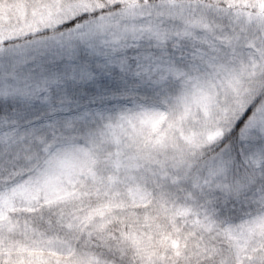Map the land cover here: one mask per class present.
<instances>
[{"label": "snow or ice", "instance_id": "snow-or-ice-1", "mask_svg": "<svg viewBox=\"0 0 264 264\" xmlns=\"http://www.w3.org/2000/svg\"><path fill=\"white\" fill-rule=\"evenodd\" d=\"M0 264H264V0H0Z\"/></svg>", "mask_w": 264, "mask_h": 264}]
</instances>
